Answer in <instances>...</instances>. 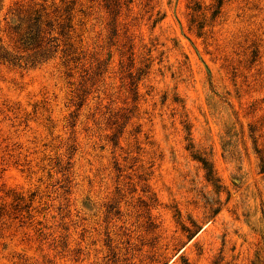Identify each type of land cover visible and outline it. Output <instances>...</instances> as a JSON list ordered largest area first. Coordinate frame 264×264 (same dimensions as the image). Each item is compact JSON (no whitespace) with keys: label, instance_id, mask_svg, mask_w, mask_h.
Segmentation results:
<instances>
[{"label":"rangeland","instance_id":"1","mask_svg":"<svg viewBox=\"0 0 264 264\" xmlns=\"http://www.w3.org/2000/svg\"><path fill=\"white\" fill-rule=\"evenodd\" d=\"M0 264H264V0H0Z\"/></svg>","mask_w":264,"mask_h":264},{"label":"trees","instance_id":"2","mask_svg":"<svg viewBox=\"0 0 264 264\" xmlns=\"http://www.w3.org/2000/svg\"><path fill=\"white\" fill-rule=\"evenodd\" d=\"M0 57L2 58V59H6V60H8V56H7V54H0Z\"/></svg>","mask_w":264,"mask_h":264}]
</instances>
